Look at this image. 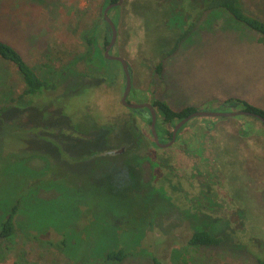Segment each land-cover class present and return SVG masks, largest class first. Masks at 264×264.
Masks as SVG:
<instances>
[{
    "label": "rangeland",
    "instance_id": "374dc122",
    "mask_svg": "<svg viewBox=\"0 0 264 264\" xmlns=\"http://www.w3.org/2000/svg\"><path fill=\"white\" fill-rule=\"evenodd\" d=\"M107 3L0 0V37L41 79L57 81L52 96L75 92L87 81L82 76L87 71L103 75L106 79L96 88L73 97L72 112L80 113V103L85 102L108 120L123 118L125 137L132 141L117 153L124 137L115 130L109 136V158L102 159L87 157L80 142L61 146L58 155L52 152L49 157L43 149L50 146L38 139L21 147L0 141V222L20 201L13 235L0 238V264H154V257L164 264H259L255 253L264 259V191L258 201L252 192L246 195L239 220L225 225L219 215L208 218L203 211L202 175L208 161L217 165L219 147L232 144L230 150L245 160L244 183L264 188L263 125L251 116L207 117L213 120V132L204 134L197 117L170 146H156L146 111L121 104L125 78L120 64L103 61V35L108 30L102 13ZM141 3L124 0L109 13L118 25L111 54L123 57L132 70L129 102L160 100L176 111L215 110L236 98L264 110V45L256 32L223 9L207 11L176 51L160 58L159 75L157 52L166 36L159 35L148 12L139 10ZM239 5L264 20V0H241ZM23 88L16 67L0 60V107ZM54 119L49 113L43 123ZM241 121L250 126L247 138L236 132ZM127 122L134 124L136 135L129 136ZM158 131L161 142H167L161 128ZM197 230L220 236L222 244L189 245ZM120 245L127 252L125 259L106 262L105 252Z\"/></svg>",
    "mask_w": 264,
    "mask_h": 264
},
{
    "label": "trees",
    "instance_id": "16d2710c",
    "mask_svg": "<svg viewBox=\"0 0 264 264\" xmlns=\"http://www.w3.org/2000/svg\"><path fill=\"white\" fill-rule=\"evenodd\" d=\"M113 2L116 0H105ZM241 0H150L155 8H158L156 14L151 16L154 18L156 28L159 29L160 36H166L164 45L157 52V63L155 71L161 75L163 71L162 58L164 55L173 54L180 42L193 30L201 13H205L214 9H223L236 21L242 23L250 30L259 35V41L264 45V20L253 16L244 11L239 3ZM143 6V4H141ZM153 6L152 4H146ZM104 21V20H103ZM104 23H106L104 21ZM178 33V36L172 41L169 36ZM158 35V36H159ZM102 37V36H101ZM105 44L107 43V34L103 35ZM0 60L7 62L16 67L22 77L24 88L16 97H8L4 99L0 107V141L7 144L16 142L20 146L28 144L33 139H37L41 144L46 143L50 149H43V153L51 156L55 152H60L61 146L70 148L78 142L81 144V151L87 157L95 156L99 158H109L106 152L109 150V136L115 131L122 132L120 143L127 144L128 147L132 141H128L129 137H125V120L123 118L107 119V116L97 107L89 109L85 102H81L82 111L72 112L71 102L75 98L81 97L85 90L90 87L96 88L102 83L106 77L103 75L90 74L85 72L82 76L87 77V81L80 85L75 92H63L60 95H53L58 84L56 80L41 79L32 66L25 61L18 50L8 41L0 37ZM103 61H106L103 58ZM107 72V71H106ZM108 80V79H107ZM109 81V80H108ZM111 81V80H110ZM75 97V98H73ZM226 104H234L240 106L242 110L253 112L264 117V110L249 105L236 98L227 99ZM153 106L157 112L156 128H161L163 134L168 140L171 139L172 130L169 127L195 110L194 107H185L181 110H173L165 102L154 100ZM54 113L56 119L51 120L52 123L45 125L43 122L48 119V114ZM129 123V122H127ZM136 123V122H135ZM129 136L136 130L132 122L129 123ZM158 125L160 127H158ZM174 126V125H173ZM122 128L123 131H121ZM33 137V138H32ZM161 137V135H159ZM148 140V139H146ZM22 149V148H20ZM11 152V151H10ZM18 153V152H17ZM19 155V154H18ZM17 155V156H18ZM242 162V161H241ZM242 162V166H243ZM244 176V175H243ZM20 207V201L11 205L4 219L0 222V238L9 239L15 230V214ZM256 247H260L258 241H254ZM188 244L192 246H219L222 244V238L214 235L206 230L194 231ZM263 250V249H262ZM127 256L125 247L120 245L116 249L107 250L104 254L106 262L119 263ZM259 264H264V259L259 253H255ZM154 264H164L157 257L153 258Z\"/></svg>",
    "mask_w": 264,
    "mask_h": 264
},
{
    "label": "flooded vegetation",
    "instance_id": "af4514ba",
    "mask_svg": "<svg viewBox=\"0 0 264 264\" xmlns=\"http://www.w3.org/2000/svg\"><path fill=\"white\" fill-rule=\"evenodd\" d=\"M116 2H117V0L113 1V2L112 1L108 2L107 4L116 3ZM123 2H124V0H123ZM123 2H122V4H123ZM141 4H143V6L139 10L148 12L147 13L148 16H151L152 14H156V11L158 10V8L154 7L153 2L151 3L150 0H142ZM146 4H152L153 6H147ZM118 6H120V5H118ZM118 6L116 5V6L112 7L109 10L108 15L113 9H116ZM202 14L203 13L200 14L198 21L200 20ZM102 17H103V13H102ZM109 17H110V15H109ZM151 19H153V21H154V18L152 16H151ZM103 20H104V17H103ZM111 20L115 24V27L117 30V37H118V25L115 22V20H113L112 18H111ZM198 21H197V23H198ZM105 25H106V28L108 30V34H107L108 40H107L106 44L104 42V51H105V48L108 45L110 38H111V30H110L109 26L107 25V23H105ZM155 27H156V25H155ZM194 29H195V27H194ZM99 37H101L100 34H99ZM116 41H117V38H116ZM116 41L113 44V46L110 48V51H109L110 54H111L112 48L116 44ZM111 55L119 56V55H114V54H111ZM103 56H104V52H103ZM104 59L106 61H108V59H106L105 57H104ZM117 63H119V62H117ZM123 90H124V88H123ZM122 94H123V92H122ZM127 102H129L128 98H127ZM225 108H227V109H225ZM135 110H137L138 112H141V113H142V111H146L147 115L150 117L147 109L140 108V109H135ZM197 110L198 109L195 108V110L193 112H195ZM202 110L228 111L229 112V111L242 110V109L240 108V106H236L234 104L231 105V103L226 104L225 102H222V104L220 106H218L215 110H211V109L209 110L208 108H204ZM155 111H156V108H155ZM193 112H191V113H193ZM146 113H144V114L146 115ZM191 113H189L188 115H190ZM243 116H251V115H235L232 117L218 116L215 118L232 119L234 117L238 118V117H243ZM197 117H200V123L197 124L199 126L198 129H202L204 134L213 132V122H212L213 120H211V118H207V117H214V116H196V117L190 118L186 123H188L189 121H191L192 119H195ZM251 117L258 120L255 122H260L264 127V123L260 119H258L255 116H251ZM180 120L175 122L174 126ZM156 123H157V112H156ZM185 124H183L177 130L175 140L178 139V135L180 134V132L183 129H185V126H186ZM174 126H173V128H174ZM246 127H247V129H250L249 128L250 126H248V122L247 121L246 122L241 121L240 125L239 126L237 125V127H236L237 130L236 129L235 130L239 135H241L244 138H247V137H249V130H246ZM173 128H172V130H173ZM159 140H160V137H159ZM175 140H174V142H175ZM160 142H161V140H160ZM236 145H238V147H239V142ZM122 147H124V149H125V144ZM238 147H237V149H238ZM230 148H232V144H225L223 146H220L219 150L217 152L218 153L217 165L215 166V164H214V167H213V166H211V161H208L207 167L204 170L203 175H202L204 183H205L204 188H203V191H204L203 200L205 201L204 202L205 207L203 208L204 209L203 211L207 214L208 218L210 217V215H213V216L219 215V217L217 216L218 221L219 222L223 221L225 223V225H226V223L236 222L237 220H239L240 215L238 216V211H239V208L243 206L244 197L246 195H249V193L252 192L253 194L256 195V198L258 201V196H259L258 194H262V192L264 191L263 187L259 188L258 186H255L253 184L251 185V183H249V182L244 183V177H243V171H242L243 168H242L241 164H242V162H245V160L241 159L240 155L234 151H231ZM245 181H246V179H245ZM204 216L207 217L205 214H204ZM225 228H227V226H225Z\"/></svg>",
    "mask_w": 264,
    "mask_h": 264
},
{
    "label": "water",
    "instance_id": "95a60500",
    "mask_svg": "<svg viewBox=\"0 0 264 264\" xmlns=\"http://www.w3.org/2000/svg\"><path fill=\"white\" fill-rule=\"evenodd\" d=\"M123 2V0H117L116 3H109L105 6L104 10H103V17L104 20L106 21L107 25L109 26L110 30H111V38L110 41L108 43V45L105 48L104 51V57L108 60H115L117 62L120 63L122 71H123V75L125 78V84H124V90H123V94L121 96V104H123L126 107L132 108V109H140V108H144L147 109L150 115V133L152 135L153 141L156 144V146L158 147H168L170 146L176 137V132L177 130L183 125L185 124L190 118L192 117H196V116H214V117H232L235 115H251V116H255L258 119H260L263 123H264V117L258 114H255L253 112H249V111H244V110H235V111H208V110H197L193 113H191L190 115H188L187 117L181 119L173 128L172 130V137L168 142H160L159 140V135L157 132V128H156V111L154 106L151 103L148 102H144V103H131V102H127V98L131 92L132 89V70L128 64V62L121 56H113L109 53L110 48L113 46V44L116 41L117 38V30L115 27L114 22L111 20V18L108 15L109 10L114 7V6H118L121 5ZM124 150V147H121L118 151H116L117 153H120Z\"/></svg>",
    "mask_w": 264,
    "mask_h": 264
}]
</instances>
